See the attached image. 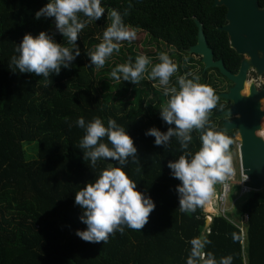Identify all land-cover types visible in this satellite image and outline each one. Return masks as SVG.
I'll return each instance as SVG.
<instances>
[{
  "label": "trees",
  "instance_id": "trees-1",
  "mask_svg": "<svg viewBox=\"0 0 264 264\" xmlns=\"http://www.w3.org/2000/svg\"><path fill=\"white\" fill-rule=\"evenodd\" d=\"M46 2L0 0V264H185L189 240L199 238L205 212L202 206L190 212L179 210L176 186L180 181L170 174L167 163L195 151L208 128L222 131L233 143L236 131L221 129L227 118L222 110L230 101L218 95L230 81L221 80L226 78L216 68L204 69L198 55L194 59L185 52L196 42V18L213 58L221 59L232 73L237 71L242 55L229 46L226 32L218 29L226 22L225 7L214 5L213 0H131L128 15L123 16L127 25L145 33L144 43L154 48L146 52L149 69L158 62V53L171 49L167 52L178 68L169 88L178 87L177 76L190 79L186 74L193 73L217 96L204 126L190 131L192 140L186 150L176 136L156 145L155 138L145 134L151 127L162 133L175 127L160 115L170 93L158 91L148 98L143 88L134 89L132 82L109 76L115 64L139 55L135 45L120 43L119 51L107 57L101 68L91 65L87 55L110 22L107 13L115 9L123 14L128 0H101L105 15L81 30L75 42L80 54L58 75L50 74L45 81L9 69V59L26 32L35 35L43 30L67 46L52 17L34 18ZM258 3L264 7V0ZM78 116L86 121L99 117L105 124L112 118L132 137L136 153L126 158L123 167L154 203L141 229L124 226L123 232L114 231L106 242L98 243L75 234L85 225L74 192L100 169L120 166L107 159L92 167L83 158V150L77 147L82 129L74 124ZM240 199L238 212L246 215L245 225L212 214L200 258L211 252L217 259L231 255V264H264V189L249 190ZM212 205L217 208L215 199Z\"/></svg>",
  "mask_w": 264,
  "mask_h": 264
},
{
  "label": "clouds",
  "instance_id": "clouds-1",
  "mask_svg": "<svg viewBox=\"0 0 264 264\" xmlns=\"http://www.w3.org/2000/svg\"><path fill=\"white\" fill-rule=\"evenodd\" d=\"M129 8L131 0H128V8L123 10V14L115 9L107 13L110 22L97 37L99 42L94 50L87 53L91 65L103 67L106 58L119 51L121 41L131 42L135 39L137 29L123 20ZM103 15L105 9L101 6V0H47L35 11L34 18L52 17L55 29L66 40L67 46L43 30L35 35L26 32L16 44V54L9 59V69L31 73L43 77L45 81L50 74L58 75L61 67L68 69L70 62L80 54L75 43L78 34L90 22L97 21ZM157 60L147 71V76L149 79H157L160 85H168L178 65L167 51L158 53ZM149 64V58L139 54L134 60L129 57L126 62L115 64L109 76L114 81L126 80L135 84ZM186 75L191 78L185 75L176 77L178 87L163 89L165 94L170 95L160 115L165 122L175 127L163 133L155 127L148 128L145 134L153 136L156 145L166 143L170 137L176 136L180 148L187 150L188 142L192 140L190 131L202 128L209 111L216 105L217 96L213 89L200 83V76L193 73ZM74 124L82 129L77 147L83 150V158L89 165L96 167L98 160L107 159L117 161L120 165L100 169L91 182H86L74 192V203L82 210L79 219L85 225L84 229H77L75 234L83 241L98 243L106 242L109 234L114 231L123 232L124 226L141 229L154 203L137 189L136 182L124 170L126 158L136 153L132 137L112 118H108L105 124L99 117L86 121L83 116H78ZM68 127L71 128L72 124ZM231 144L232 140L222 131L208 128L200 135L199 147L195 151L181 154L167 163L170 174L180 181L176 192L181 212L194 211L204 205L211 198L214 185L223 182L233 173L229 151ZM205 243L207 241L199 238L189 240L191 249L185 264H196L197 259H200V264H231V255L217 259L209 252L206 258H200V250Z\"/></svg>",
  "mask_w": 264,
  "mask_h": 264
},
{
  "label": "water",
  "instance_id": "water-1",
  "mask_svg": "<svg viewBox=\"0 0 264 264\" xmlns=\"http://www.w3.org/2000/svg\"><path fill=\"white\" fill-rule=\"evenodd\" d=\"M213 4L226 9V22L218 29L226 32L229 46L242 55L237 71L232 73L221 59L213 58L202 24L196 18H193L197 28L196 42L185 52L198 55L204 69L216 68L231 82L226 91L218 93L231 102L222 114L232 117L222 121L221 129L235 130L238 135V161L246 177L243 185L250 190H261L264 188V138L259 132L264 116L261 108L264 88H258L251 81L248 82L247 92L243 93V88L249 69L256 74H264V7L259 6L258 0H213ZM209 222L210 219L205 218L199 239H203Z\"/></svg>",
  "mask_w": 264,
  "mask_h": 264
},
{
  "label": "rangeland",
  "instance_id": "rangeland-1",
  "mask_svg": "<svg viewBox=\"0 0 264 264\" xmlns=\"http://www.w3.org/2000/svg\"><path fill=\"white\" fill-rule=\"evenodd\" d=\"M145 37L146 36H145V33L143 31H136L135 39H133L131 42H129V41H127V42L135 45L136 46L135 50H137V52L139 54H144L146 56L147 50L154 49V48H151V45H149V44L146 45L144 43V41L146 40ZM120 43L122 44V43H124V41H121ZM165 49H166L165 51H170V50H168V48H165ZM191 56L194 59L198 58V56H196V55H191ZM150 62H151V60H150ZM149 65L146 66L145 73L142 74L141 79L137 83L132 84V88H134V89L143 88L145 92H148L147 93L148 98H150L151 94H153L154 92L163 91V89L165 87H169V84L168 85H160L158 83L157 79H149L148 78L147 71L149 70ZM144 80L147 82V84L141 83ZM224 83L226 84V82H224ZM226 90H224V91H226ZM130 93H131V91H130ZM126 97H128L127 94L124 97V99ZM261 102H262L261 108L264 110L263 98L261 99ZM261 125H262V127L264 125V116L261 119ZM237 140H239V138H238V135L236 133L234 136V139H233L232 148L230 150L231 157H232V166H233V169L236 171V173H237V168H238L237 167L238 166V153H237V146H236ZM237 179H238V176H236V178H235V183L231 184V182H230L229 190L227 191L226 196L223 200V206L225 208H228V207L230 208L229 211L226 213V215L231 220L236 221L237 223H239L241 225H245V222L244 223L241 222V220H244L243 215H245V214H240L238 212V207H239L242 199H240V196H241L240 195V187H239V185H237L238 184ZM218 192H220V186L217 183L216 185H214V190H213L211 198L205 203V204H207V206H205V204L202 205V208H203V210H205L206 213H208V214H210L211 212L215 213V211L218 210V208H219L218 200H217V208H214L212 205L214 203V199L217 198V196H218ZM241 216H242V219H240ZM245 218H246V215H245Z\"/></svg>",
  "mask_w": 264,
  "mask_h": 264
},
{
  "label": "built area",
  "instance_id": "built-area-1",
  "mask_svg": "<svg viewBox=\"0 0 264 264\" xmlns=\"http://www.w3.org/2000/svg\"><path fill=\"white\" fill-rule=\"evenodd\" d=\"M250 81L253 82L258 88H264V74H261V75L258 74L256 77L251 78ZM238 145H239V140H237V142H236L237 153H238ZM237 167H238L237 173L233 169V173L231 175L227 176L223 182H218V185L220 186V192H218V196H217L219 208L217 211H215V213L211 212L210 214L206 213L204 210V212H205L204 217L205 218H209L211 220L212 214L226 216V213L229 211L230 208L229 207L225 208L223 206V200L226 196L227 191L229 190L230 182H231V184L235 183L236 176H238V179H237L238 184L237 185H239V187H240V195H242V194H244L250 190L247 187H245L242 183L246 177L242 174V171H241V168L239 165V161H238ZM206 231H208V229Z\"/></svg>",
  "mask_w": 264,
  "mask_h": 264
},
{
  "label": "flooded vegetation",
  "instance_id": "flooded-vegetation-1",
  "mask_svg": "<svg viewBox=\"0 0 264 264\" xmlns=\"http://www.w3.org/2000/svg\"><path fill=\"white\" fill-rule=\"evenodd\" d=\"M258 74H256L253 70H251V69H249L248 71H247V74H246V80H251V78H254V77H256ZM221 79V78H220ZM220 79H218V80H220ZM206 80H209V77H206ZM221 80H228V79H221ZM230 85H231V82H230ZM229 85V86H230ZM229 86H227V89H228V87ZM231 104V102L229 103V105ZM232 116L231 115H227V118L226 119H224V120H228V119H230Z\"/></svg>",
  "mask_w": 264,
  "mask_h": 264
},
{
  "label": "bare ground",
  "instance_id": "bare-ground-1",
  "mask_svg": "<svg viewBox=\"0 0 264 264\" xmlns=\"http://www.w3.org/2000/svg\"><path fill=\"white\" fill-rule=\"evenodd\" d=\"M248 82H249V81L247 80V81H245V83H244L243 93L247 92V86H248V84H249ZM263 102H264V98H263ZM261 103H262V102H261ZM259 134H261V135L264 137V125H263V127L261 128ZM215 201H216V203H217V198H215Z\"/></svg>",
  "mask_w": 264,
  "mask_h": 264
},
{
  "label": "crops",
  "instance_id": "crops-1",
  "mask_svg": "<svg viewBox=\"0 0 264 264\" xmlns=\"http://www.w3.org/2000/svg\"><path fill=\"white\" fill-rule=\"evenodd\" d=\"M244 217H245V215H244ZM241 222H244V220H241Z\"/></svg>",
  "mask_w": 264,
  "mask_h": 264
}]
</instances>
